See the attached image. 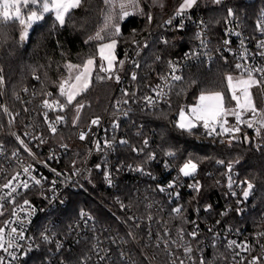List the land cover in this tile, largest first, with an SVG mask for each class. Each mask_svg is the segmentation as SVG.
Returning <instances> with one entry per match:
<instances>
[{
  "label": "built area",
  "instance_id": "2783aa9c",
  "mask_svg": "<svg viewBox=\"0 0 264 264\" xmlns=\"http://www.w3.org/2000/svg\"><path fill=\"white\" fill-rule=\"evenodd\" d=\"M178 10L158 23L148 16L149 29L121 52L107 111L87 123L74 121L60 87L16 92L0 69V264H264V225L251 219L254 183L231 165L208 171V184L198 166L184 176L177 155L169 156L142 120L163 109L190 66L210 68L224 60L244 76L246 69L264 68V8L255 16L232 8L217 34L203 13L177 16ZM161 29L183 37L185 50L159 56L148 69V49ZM259 89L264 100V84ZM235 112L241 120L234 115L225 128L238 132L215 125L219 134L208 135L202 126L199 138L260 152L264 106L255 114ZM248 183L253 187L245 197ZM76 196L87 197L105 216L89 209L71 213Z\"/></svg>",
  "mask_w": 264,
  "mask_h": 264
},
{
  "label": "trees",
  "instance_id": "16d2710c",
  "mask_svg": "<svg viewBox=\"0 0 264 264\" xmlns=\"http://www.w3.org/2000/svg\"><path fill=\"white\" fill-rule=\"evenodd\" d=\"M142 3V12L128 17L123 22L120 33L114 31L120 11L106 5L105 0H82L81 6L72 9L67 15L63 26L56 21L53 13L45 14L43 19L33 26L25 42L21 39L23 25L16 20L0 22V69L5 72L9 86L16 92L24 86H36L42 92H56L60 82L67 75L68 64L83 66L89 58L97 57L101 42L114 38L118 41L117 55L120 58L123 48L131 45L149 29L148 16L153 14L155 22L158 23L176 7L178 0L172 4V8H162L153 0ZM31 8L36 6L31 5ZM232 8L255 16L264 8V0H257L253 4L242 3L241 0H225L220 4L206 2L199 4L193 11L203 13L208 19L210 29L217 34L221 32L230 16L229 9ZM27 11L25 9L26 13ZM109 12L112 21L105 27V17ZM97 32H100L103 39L90 40L89 37H95ZM182 41L183 37L180 35L159 30L148 49V69L156 67L155 62L159 56L169 58L183 52L185 48L182 47ZM97 66L98 73L93 79V84L79 102L83 107L80 123H87L94 117L104 115L114 93L112 75L106 77L102 74L99 61ZM234 73L233 66L224 60H219L210 68L203 65L188 67L163 109L144 115L142 120L160 147L177 155L178 165L183 166L189 160L196 163L207 184L210 182L208 178L211 177L206 176L208 171L217 172L219 168L230 165L238 167L242 176L254 183L255 210L251 219L256 224L264 225V148L256 152L247 144L225 146L211 137L199 138L202 126L191 132L177 127V115L193 102V97L197 94L221 92L226 107L232 106L234 102L226 77ZM75 108L76 105H70L71 116L77 121ZM69 208L73 214L81 209H89L105 216L104 212L85 196L74 197ZM103 220L113 224L112 219Z\"/></svg>",
  "mask_w": 264,
  "mask_h": 264
},
{
  "label": "snow or ice",
  "instance_id": "6c2138e0",
  "mask_svg": "<svg viewBox=\"0 0 264 264\" xmlns=\"http://www.w3.org/2000/svg\"><path fill=\"white\" fill-rule=\"evenodd\" d=\"M20 0H0V22L6 23L10 20H16L21 25L25 26V30L21 34V39L23 40L27 34L26 30L27 28L31 27L32 23L35 21H39L43 19L44 13L54 12L55 13V19L59 22L61 26L65 24V17L70 13L72 9H75L77 7L81 6L82 0H23V3L25 5H28L29 2L31 5L39 6V11H31L29 15H27V22L24 18H21L19 15L20 9L19 7L16 8V16L13 17L10 14L9 8L10 6H15L19 4ZM129 3H135V0H128ZM216 3H220V0H215ZM105 4L109 5L110 7L113 6L114 0H105ZM196 4V0H183V3L180 5L179 10L177 11L176 15H181L186 9L191 8L193 5ZM121 13L119 18L123 20L125 17H127L130 13L125 10L126 5L125 3H120ZM229 15H232V10L229 9L228 12ZM151 19V17H149ZM112 21V15L109 12V14L105 17V27H107ZM264 27V26H262ZM103 29H101L102 31ZM116 31L119 32V27H116ZM89 39H97L101 40L103 37L100 35V32L96 33L95 37H89ZM0 43H2V40H0ZM227 43V41H225ZM115 46V41H113L110 44H102L100 45V52L104 59L108 61V67L105 69L103 65H101V71H110L112 69V63H113V57L111 55L104 56V49H112ZM260 47H264V41L261 42ZM264 55V53H262ZM94 61L92 59H89L86 61V63L83 65V71L80 72L75 76V82L71 85H69L68 89H65V84L68 82L65 81L60 86V93L62 96H66V100L68 104H71L73 100L75 99V96L77 95V87L82 84V88L88 87L87 78L90 74V68L89 66L93 65ZM122 63V62H121ZM70 67H79V66H70ZM237 68H241V65H236ZM246 76L247 78H240L235 81V85L233 84V77L231 75L226 77V80L228 82V86L230 91L232 92V99L237 101V107L241 110V112L244 111H251L255 114L256 108L255 105L252 102L251 95L249 92V89L252 85H262L264 84V68L260 69H246ZM259 71L261 73L260 79H253V72ZM83 78V79H82ZM98 79H104V77H97ZM116 79H119V77H116ZM133 79H135V76H133ZM173 80H180V76H173ZM0 83H3V77L0 76ZM237 90L239 91V95H237ZM200 103L190 109L191 112V118L187 119V123H185L186 115L185 112L182 110L180 112V122L177 123V127H179L182 130L191 132L194 128L198 126L196 122H202L203 127L208 130V135L213 134H219L216 131L215 125L217 124L219 118L222 116V114H225L227 110L224 108V95L221 92H214V93H207V94H201L199 97ZM54 103L59 104L58 101H54ZM44 104L46 107H52L48 103V101H44ZM59 107L63 108L64 105L59 104ZM79 107H82V105H79ZM233 114L236 116V120L239 122L241 120V113L233 111ZM57 119H63L62 117H58ZM226 122V121H225ZM92 123H98V121L94 120ZM264 123V122H262ZM248 127H252V124L249 123ZM220 128L223 132H229V131H239V128L235 129H228L223 127V123L220 124ZM53 132L56 131L55 127H52L51 129ZM84 136L81 134V139H83ZM23 143V141H21ZM145 144H147V141H145ZM169 156L174 155L173 153L169 152ZM197 168V164L192 162L191 160L187 161L183 167L180 168V172L184 176H189L195 172ZM25 172H28L29 169L25 168ZM35 179V178H33ZM37 184L40 183L39 180L35 181ZM11 182L9 184L4 185L5 188L10 187ZM23 187L27 188L28 184L27 182H24L22 184ZM172 185H169L171 187ZM192 187H196L193 185ZM253 185L251 183H248L247 189L244 191V196L247 197L249 195L250 190L252 189ZM16 189L12 188L11 191L14 192ZM164 189H161L163 191ZM8 195H11V192L8 193ZM25 203H28L25 201ZM175 212L179 213L181 209L176 208L174 209ZM16 229L13 228L12 232H15ZM3 232V229H0V233ZM191 235L195 236L196 233L193 232ZM44 239L47 240L48 237L44 236ZM2 240L3 237L0 236V246H2ZM187 251H191V249H187ZM203 264V261L201 262Z\"/></svg>",
  "mask_w": 264,
  "mask_h": 264
},
{
  "label": "rangeland",
  "instance_id": "374dc122",
  "mask_svg": "<svg viewBox=\"0 0 264 264\" xmlns=\"http://www.w3.org/2000/svg\"><path fill=\"white\" fill-rule=\"evenodd\" d=\"M142 1L146 2V0H135V3L133 4V3H129L128 0H114V4H113V6H111L113 9L119 10L120 13H121L122 10H121L119 5H120L121 2H123L126 5L125 10H127L130 13L123 20L118 18V22L114 25V31L116 33H120L122 24L128 17L133 16V15H138V14H140L142 12V8H143ZM153 1H154L155 4H158V6H160L162 8H164V7L167 8V6L172 8V4L176 0H153ZM223 1H225V0H220V3H222ZM168 2H170V3H168ZM206 2L207 3H211V4H220V3H216L215 0H196V4L193 5L191 8L186 9L185 11H192L195 8H197L199 4H206ZM182 3H183V0H178V4L176 5V7L179 9L180 5ZM242 3H243V1H242ZM17 7H19V9H20V12H19L20 17L24 18L25 20L27 18V15H29L31 11H33V10L39 11V6L38 5H36V8H31L30 2H29L28 5H25L23 3V0H20L19 4L15 5V6H10V8H9L10 14L13 17L16 16V8ZM25 9L28 10L27 13L25 12ZM49 13H53V16L55 18V13L54 12H49ZM45 14H48V13H44L43 17H44ZM66 18H67V15L65 17V22H66ZM41 20L33 22L31 27L27 28V30H26L27 34H26L25 38L22 41H24V42L27 41L33 26L36 23L40 22ZM26 22H27V20H26ZM117 26L119 27V32L116 31V27ZM24 30H25V26L23 25V31ZM113 41H115L114 48H112V49H104V56L111 55V57H113L112 69L110 71H104V72H106L105 73L106 77H108L110 75L117 76V74H118V71H119V58H118V55H117L118 41L115 38L111 39V40L103 41L98 46L97 57L96 58H89V59H92L94 61V63H93V65L89 66L90 74H89V76L87 78L88 87L87 88H82V84L79 85L77 87V89H76L77 95L75 96V99L73 100V102L71 104H69V105H76V108H75V120H77V121H79V119L81 118V116L83 114V107H79V105H81L79 102L83 98V96L88 92L90 87L92 86L93 79H94L95 75L98 73L97 72L98 71L97 70L98 69L97 68L98 67L97 66V61H99V70H101V65H103V67L105 69H107V67H108V61L106 59H104L102 57V55H101L100 45H102V44H110ZM70 66H76V65H74V64H68L67 65V75L60 82L59 87L61 86V84H63L65 81H67L68 83L65 84V89H68L69 85H71L73 83H76L75 79H74L75 76L83 71V66H79V67H70ZM101 72H103V71H101ZM231 76L233 77V79L247 78V76L240 75V74H232ZM201 94H197L196 96H194L193 97V102L182 109L185 112V115H186V119L184 121L185 123H187V119L188 118H191L192 114L190 112V109L200 103L199 97H200ZM64 97L66 98V96H64ZM66 102H67V100H66ZM256 103H257V104H255L256 108H258V109H262L263 108L264 100H263V96H262L261 92H260V96H257V98H256ZM224 108L227 110V112L225 114H222V116L219 118V120H218V122L216 124L217 126H218L219 121H222L223 126L226 125V123L230 121V118L234 116L233 111H236L237 101H235V103L232 106H230V107H226L224 105ZM180 112L177 115V123L180 122ZM262 122H264V112H263V114L260 117V125H261V129H262V132H263V140H264V123H262ZM196 123L198 124V126L196 128H198L199 126H203L202 122H196ZM196 128H194V129H196ZM178 129H180V128L178 127ZM180 130H182V129H180ZM195 172H196V170H195ZM193 174H191V175H193ZM191 175H189V176H191Z\"/></svg>",
  "mask_w": 264,
  "mask_h": 264
},
{
  "label": "crops",
  "instance_id": "0c3cea01",
  "mask_svg": "<svg viewBox=\"0 0 264 264\" xmlns=\"http://www.w3.org/2000/svg\"><path fill=\"white\" fill-rule=\"evenodd\" d=\"M255 79V78H253ZM237 79H233V84L235 85V81ZM229 87V86H228ZM230 90V89H229ZM249 92H250V95H251V99H252V102L253 104H257L256 103V98L257 96H260V89H259V85H252L249 89ZM231 93V97H232V92L230 91ZM237 95H239V91L237 90ZM233 100V99H232ZM233 102L235 103V100H233ZM224 105H225V102H224ZM226 106V105H225ZM234 116L230 118V121L233 120ZM222 123V121H219L218 125H220ZM226 125H224L223 127H225ZM220 127V126H219ZM221 129V128H220Z\"/></svg>",
  "mask_w": 264,
  "mask_h": 264
}]
</instances>
